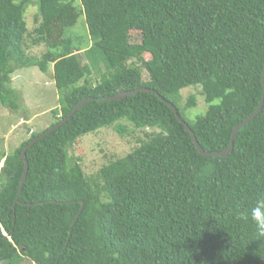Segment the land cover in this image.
Here are the masks:
<instances>
[{
  "label": "trees",
  "instance_id": "16d2710c",
  "mask_svg": "<svg viewBox=\"0 0 264 264\" xmlns=\"http://www.w3.org/2000/svg\"><path fill=\"white\" fill-rule=\"evenodd\" d=\"M30 1L0 0V103L16 111L11 75L30 66L46 73L49 64L58 100L50 125L0 153V262L264 264V239L241 216L264 195V98L230 153L204 156L156 95L203 150L227 148L262 98L264 0H35L29 32ZM80 14L87 36L75 44L67 30ZM40 44L39 57L29 54ZM188 87L206 104L192 122L183 117L196 102L190 94L182 104ZM138 88L153 91L98 100ZM86 98L26 150L17 195L23 148ZM122 120L157 131L86 175L68 149L101 127L122 133Z\"/></svg>",
  "mask_w": 264,
  "mask_h": 264
},
{
  "label": "rangeland",
  "instance_id": "374dc122",
  "mask_svg": "<svg viewBox=\"0 0 264 264\" xmlns=\"http://www.w3.org/2000/svg\"><path fill=\"white\" fill-rule=\"evenodd\" d=\"M25 20L28 31L36 26L38 19V4L35 0L28 3L25 8ZM71 32L74 43L86 40V25L84 15L80 14L76 24L67 30ZM134 39L137 35L133 33ZM46 47L44 44L30 46L29 54L39 57ZM86 61L83 53H80ZM104 71V66L99 63ZM96 73H93V77ZM143 78L147 79L145 71ZM10 86L19 92L20 107L13 111L0 103V153H7L18 146L22 140L31 133L40 131L54 121L52 110L57 106L58 95L52 77V64L48 65L46 73L37 67H23L11 75ZM190 94L195 95V105L183 111V117L188 122L194 121L197 115L204 113L206 104L195 87L181 90L182 104L187 101ZM124 131L119 133L114 126L101 127L96 131L86 133L79 137L75 144L68 149V156L77 160L84 173L88 176L97 172L101 165L110 159L122 157L145 139V134L157 131L156 128H135L126 120L119 121ZM118 122V123H119ZM2 161L0 162V166ZM0 264H3L0 262Z\"/></svg>",
  "mask_w": 264,
  "mask_h": 264
},
{
  "label": "water",
  "instance_id": "95a60500",
  "mask_svg": "<svg viewBox=\"0 0 264 264\" xmlns=\"http://www.w3.org/2000/svg\"><path fill=\"white\" fill-rule=\"evenodd\" d=\"M261 82H262V86H263V94H262V98H261V101L259 102L257 108L255 109V111L249 115L247 118H245L244 120L240 121L238 124H236V126L233 128L232 132H231V136H230V141H229V145L227 146V148H225L224 150H221V151H212V152H207L205 150L202 149V147L199 145V143L197 142L195 136H194V133L193 131L191 130V128L189 127V125L180 117V115L178 114V111L176 109V107L171 104L169 101L165 100L162 96H160L158 93H156V95L162 100L164 101L169 107L170 109L174 112L177 120L183 124L185 130L190 134L191 136V139L195 145V147L198 149V151L204 155V156H226L228 153L231 152L232 150V147H233V140H234V137L237 133V131L239 130V128L241 126H243L245 123H247L249 120H251L258 112L259 110L261 109L262 107V104H263V98H264V69H263V72H262V78H261ZM144 90H149V91H153L152 89H148V88H138V89H134V90H130V91H121V92H118L116 93L115 95H112L110 97H107V98H104V99H98L99 101H103V100H119V99H122L126 96H129V95H132L138 91H144ZM91 98H86L84 100H82L81 102H79L78 104H76L74 106V108H72L70 110V112H68V114L63 117L59 122L53 124L52 126H50V128H48L44 133L34 137L24 148L23 150L21 151V158L23 159L24 161V170H23V174H22V177H21V180H20V184H19V188H18V191H17V195L20 193L21 191V188L24 184V181H25V177H26V172H27V161H26V158H25V153H26V150L31 147L36 141H38L39 139H42L43 137H45L46 135H48L50 132H52L53 130L57 129L58 127H60L61 125H63L73 114L75 111H77L84 103H86L87 101H89ZM18 202V199L16 198L15 200V203ZM83 207V203L81 202V208H80V211Z\"/></svg>",
  "mask_w": 264,
  "mask_h": 264
},
{
  "label": "clouds",
  "instance_id": "9594fccd",
  "mask_svg": "<svg viewBox=\"0 0 264 264\" xmlns=\"http://www.w3.org/2000/svg\"><path fill=\"white\" fill-rule=\"evenodd\" d=\"M243 219H250L255 225L257 238L264 239V195L259 196L254 205L241 213Z\"/></svg>",
  "mask_w": 264,
  "mask_h": 264
}]
</instances>
